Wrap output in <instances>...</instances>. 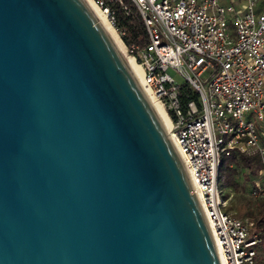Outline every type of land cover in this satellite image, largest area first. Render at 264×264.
Masks as SVG:
<instances>
[{"label": "water", "instance_id": "water-1", "mask_svg": "<svg viewBox=\"0 0 264 264\" xmlns=\"http://www.w3.org/2000/svg\"><path fill=\"white\" fill-rule=\"evenodd\" d=\"M0 264H222L167 132L85 0H0Z\"/></svg>", "mask_w": 264, "mask_h": 264}, {"label": "built area", "instance_id": "built-area-1", "mask_svg": "<svg viewBox=\"0 0 264 264\" xmlns=\"http://www.w3.org/2000/svg\"><path fill=\"white\" fill-rule=\"evenodd\" d=\"M128 1L141 22L142 41L121 42L169 119L167 134L222 264H256L260 237L248 217L225 210L218 160L221 155H256L263 179L250 194L264 196V0ZM93 2L114 26L112 3L129 11L122 0ZM116 30L121 39L124 31Z\"/></svg>", "mask_w": 264, "mask_h": 264}, {"label": "trees", "instance_id": "trees-1", "mask_svg": "<svg viewBox=\"0 0 264 264\" xmlns=\"http://www.w3.org/2000/svg\"><path fill=\"white\" fill-rule=\"evenodd\" d=\"M122 1L127 3L129 6L128 13H125L116 2L112 3V5L115 7L116 29H121L124 31V34L121 36V40L125 45H128L131 42L141 43L143 34L141 22L134 12L133 5L128 0ZM182 87L184 91L194 98V94L190 92V90L185 85H182ZM261 143L263 145L262 139ZM238 164L244 165L251 174L256 173L261 166L259 158L256 155H221L218 160V180L221 181L224 187H232L234 189L238 187L237 182L233 179V176L236 174L235 166ZM253 188H255V186H253L251 189ZM224 197L226 198V195H224ZM251 197L256 199L254 209H249L248 207L239 208L236 216L248 217L252 221V230L257 232L260 237V244L257 251L261 249L264 252V196ZM255 260L256 264H264V261H259L258 255H256Z\"/></svg>", "mask_w": 264, "mask_h": 264}, {"label": "rangeland", "instance_id": "rangeland-1", "mask_svg": "<svg viewBox=\"0 0 264 264\" xmlns=\"http://www.w3.org/2000/svg\"><path fill=\"white\" fill-rule=\"evenodd\" d=\"M227 1L228 0H223V2ZM113 27L115 28L114 25ZM116 33L119 36L118 31H116ZM173 77L175 81L181 82L180 76L174 75ZM261 133V139L264 145V128L261 129ZM261 167L262 166H260L256 173L251 174L248 172V169L244 165L238 164L237 166H235L236 174L233 176V179L237 182L238 185L236 189L232 187H224L221 181L218 180L220 189L223 191L224 195H226L225 209L227 212L236 215L239 208L248 207L249 209H254L256 199L251 197L252 195L250 194V190L253 186L256 187L262 184L263 177L261 175ZM257 255L260 262L264 261V252L261 249L257 251Z\"/></svg>", "mask_w": 264, "mask_h": 264}, {"label": "bare ground", "instance_id": "bare-ground-1", "mask_svg": "<svg viewBox=\"0 0 264 264\" xmlns=\"http://www.w3.org/2000/svg\"><path fill=\"white\" fill-rule=\"evenodd\" d=\"M85 2L88 4L90 9L93 11L95 16L98 18L102 26L104 27V30L107 32L111 40L113 41L114 45L118 49L119 53L133 72L134 76L136 77L138 83L140 84L145 96L149 100L150 104L152 105L156 115L158 116L162 126L164 127L165 131L167 132L169 129V119L161 105V103L153 96V94L149 91V89L144 85L143 79H142V72L141 68L138 65L137 62L131 57L130 55L125 53L124 45L121 42L120 37L115 31V28L113 25L109 22L106 15L101 11V9L93 2V0H85Z\"/></svg>", "mask_w": 264, "mask_h": 264}]
</instances>
